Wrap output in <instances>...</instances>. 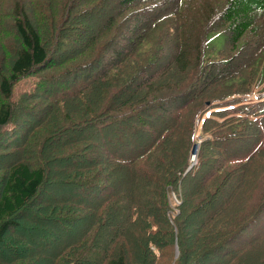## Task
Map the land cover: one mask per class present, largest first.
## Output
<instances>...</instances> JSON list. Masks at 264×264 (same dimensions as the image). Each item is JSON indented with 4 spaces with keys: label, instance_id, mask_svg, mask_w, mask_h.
Instances as JSON below:
<instances>
[{
    "label": "trees",
    "instance_id": "16d2710c",
    "mask_svg": "<svg viewBox=\"0 0 264 264\" xmlns=\"http://www.w3.org/2000/svg\"><path fill=\"white\" fill-rule=\"evenodd\" d=\"M263 156L264 0H0V264H264Z\"/></svg>",
    "mask_w": 264,
    "mask_h": 264
},
{
    "label": "rangeland",
    "instance_id": "374dc122",
    "mask_svg": "<svg viewBox=\"0 0 264 264\" xmlns=\"http://www.w3.org/2000/svg\"><path fill=\"white\" fill-rule=\"evenodd\" d=\"M32 79L33 78H27V79H24L22 81H19L14 87H13V98L16 99L17 98V95L20 94L21 92H26V91H30V89H32ZM76 82L79 81V79L75 80ZM250 98H253V96L251 95H248L246 97H244V102ZM198 134H199V131H197V136H196V141L193 143L196 144V155H197V152H198V147H199V143H200V138H198ZM241 142L239 143H236V144H240ZM246 144V142L244 143ZM192 145V146H193ZM236 145L233 144L230 146H228V148H234ZM246 147H249V146H246ZM192 148V147H191ZM193 156V158H191V152H190V166L189 168H195V165H197V157ZM255 175H261V176H264V156L262 158H259L257 159V161L253 164V167H252V170H251ZM250 182H254L253 178L251 177L250 179ZM249 184V183H248ZM248 184L245 185V187L243 188V192H248L250 190V188L248 187ZM255 184H257V182H255ZM175 201V200H174ZM177 202L175 201V203L173 202V207H172V213L175 214L177 213V210H176V204ZM175 206V207H174ZM244 206V203H243V198L234 206V208H237V210L239 209H242ZM239 215L238 216H241L242 218H244L245 216H248L250 214V211H243V210H240L238 211ZM233 214H230V210H227L226 212L223 213V215L219 218V223H218V227H217V230H222L225 228L226 224H232V223H235L234 220L238 217H236L234 219V217H232ZM236 221V220H235ZM238 222V221H236ZM264 224V215H263V218L261 220V222L258 224V226H255V228L252 230L251 228L244 234V239H236L235 241L231 242L229 244V250L231 251H238L239 248L243 247L245 244V240L248 238V237H251L252 235L258 233V234H261L263 233L264 231L260 230L261 228L259 227L260 225ZM260 228V229H259ZM174 231H176V229H174ZM187 237L185 239V241L187 242ZM178 241H176V244H177ZM207 243V244H206ZM205 245L202 247L201 251L200 252H203L204 250H206V248L210 245V242H206ZM175 244V247H174V257H178L179 256V249L177 247V245ZM188 244L190 245L191 244V240L188 241ZM231 251V252H232ZM218 255V254H217ZM215 255L214 256V260L213 262H211L210 264H215L219 261L221 255ZM207 264H209L208 262H206Z\"/></svg>",
    "mask_w": 264,
    "mask_h": 264
},
{
    "label": "water",
    "instance_id": "95a60500",
    "mask_svg": "<svg viewBox=\"0 0 264 264\" xmlns=\"http://www.w3.org/2000/svg\"><path fill=\"white\" fill-rule=\"evenodd\" d=\"M196 144H194L193 146H192V148H191V158H192V156H194L195 157V155H196ZM191 167V166H190ZM189 169V168H188Z\"/></svg>",
    "mask_w": 264,
    "mask_h": 264
},
{
    "label": "bare ground",
    "instance_id": "6f19581e",
    "mask_svg": "<svg viewBox=\"0 0 264 264\" xmlns=\"http://www.w3.org/2000/svg\"><path fill=\"white\" fill-rule=\"evenodd\" d=\"M192 158H193V156H192Z\"/></svg>",
    "mask_w": 264,
    "mask_h": 264
}]
</instances>
